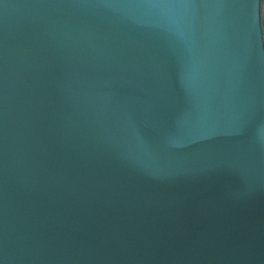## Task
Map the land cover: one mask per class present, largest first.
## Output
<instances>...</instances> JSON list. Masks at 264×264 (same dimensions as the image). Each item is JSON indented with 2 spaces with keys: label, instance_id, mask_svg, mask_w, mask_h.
Segmentation results:
<instances>
[{
  "label": "water",
  "instance_id": "95a60500",
  "mask_svg": "<svg viewBox=\"0 0 264 264\" xmlns=\"http://www.w3.org/2000/svg\"><path fill=\"white\" fill-rule=\"evenodd\" d=\"M261 0H0V264H264Z\"/></svg>",
  "mask_w": 264,
  "mask_h": 264
},
{
  "label": "rangeland",
  "instance_id": "374dc122",
  "mask_svg": "<svg viewBox=\"0 0 264 264\" xmlns=\"http://www.w3.org/2000/svg\"><path fill=\"white\" fill-rule=\"evenodd\" d=\"M261 10H262L261 19H262V27H263V20H264V0H262ZM263 32H264V29H263Z\"/></svg>",
  "mask_w": 264,
  "mask_h": 264
},
{
  "label": "trees",
  "instance_id": "16d2710c",
  "mask_svg": "<svg viewBox=\"0 0 264 264\" xmlns=\"http://www.w3.org/2000/svg\"><path fill=\"white\" fill-rule=\"evenodd\" d=\"M263 27H264V20H263Z\"/></svg>",
  "mask_w": 264,
  "mask_h": 264
},
{
  "label": "bare ground",
  "instance_id": "6f19581e",
  "mask_svg": "<svg viewBox=\"0 0 264 264\" xmlns=\"http://www.w3.org/2000/svg\"><path fill=\"white\" fill-rule=\"evenodd\" d=\"M261 4H262V0H261ZM263 29H264V27H263Z\"/></svg>",
  "mask_w": 264,
  "mask_h": 264
}]
</instances>
